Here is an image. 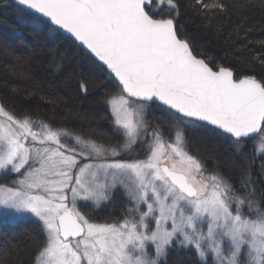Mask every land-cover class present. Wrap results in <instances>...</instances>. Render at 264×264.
<instances>
[{"label": "snow or ice", "instance_id": "1", "mask_svg": "<svg viewBox=\"0 0 264 264\" xmlns=\"http://www.w3.org/2000/svg\"><path fill=\"white\" fill-rule=\"evenodd\" d=\"M250 6L190 5L205 28ZM0 7L22 12L88 63L111 125L110 135L70 127L79 114L66 106L45 119L0 100V217L32 224L27 264H167L184 251L193 264H264V76L197 53L180 0H0ZM38 59L14 57L13 93L34 94ZM78 89L87 94L89 83ZM194 132L226 146L211 170L188 151ZM118 194L119 214L100 220ZM0 264L25 260L0 249Z\"/></svg>", "mask_w": 264, "mask_h": 264}, {"label": "trees", "instance_id": "2", "mask_svg": "<svg viewBox=\"0 0 264 264\" xmlns=\"http://www.w3.org/2000/svg\"><path fill=\"white\" fill-rule=\"evenodd\" d=\"M2 2L11 3L9 0ZM243 2L226 0L230 6ZM180 3V21L187 34L194 39L197 53H202L206 59L230 64L238 74H255L258 78L264 76V64L259 59L264 56V10L261 7L264 0H248L253 6L244 9L243 15L225 13L213 20L211 28H205L203 18L190 7L192 0H180ZM162 11L166 14V10ZM26 53L39 56L38 60L32 62L36 79L28 86L34 93L31 97L26 91L13 93L16 84L9 75L14 57ZM60 67L64 71H60ZM82 80L89 83L87 94L79 92L78 85ZM99 83L97 75L75 50L60 40L34 30L22 12L0 7V100L17 109H31L45 119L65 110L66 106L67 110L79 114V119L67 121L70 127H91L110 135L107 110L96 103L97 92L101 91ZM155 115L159 116L160 113L156 112ZM188 150L215 165L223 160L226 146L216 143L210 136L194 132L190 136ZM119 211L118 194L117 201L98 212L97 217L103 220L109 213L118 215ZM31 234L32 224L26 220L2 222L0 249L19 253L27 264L25 252ZM193 261L194 257L186 251L167 257V264H193Z\"/></svg>", "mask_w": 264, "mask_h": 264}, {"label": "rangeland", "instance_id": "3", "mask_svg": "<svg viewBox=\"0 0 264 264\" xmlns=\"http://www.w3.org/2000/svg\"><path fill=\"white\" fill-rule=\"evenodd\" d=\"M251 142L249 143V145H248V148H247V151L250 153L251 152ZM189 151V150H188ZM189 153L191 154V155H193V156H196L194 153H191L190 151H189ZM196 157H198V156H196ZM199 158V157H198ZM200 159V158H199ZM201 161H203L204 163H205V165L206 166H208V168H209V170H211V167L213 166V164H211L210 162H208L207 160H202V159H200ZM18 221H20V220H18ZM2 222H10V223H14V222H17V221H10V220H8V219H5V218H2V217H0V223H2Z\"/></svg>", "mask_w": 264, "mask_h": 264}, {"label": "water", "instance_id": "4", "mask_svg": "<svg viewBox=\"0 0 264 264\" xmlns=\"http://www.w3.org/2000/svg\"><path fill=\"white\" fill-rule=\"evenodd\" d=\"M9 1H11V0H9Z\"/></svg>", "mask_w": 264, "mask_h": 264}]
</instances>
